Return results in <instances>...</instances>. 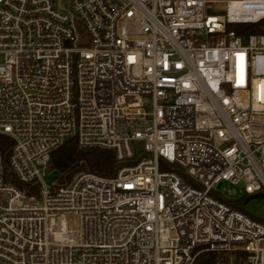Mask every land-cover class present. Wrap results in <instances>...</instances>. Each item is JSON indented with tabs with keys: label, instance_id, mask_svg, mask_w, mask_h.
<instances>
[{
	"label": "built area",
	"instance_id": "2783aa9c",
	"mask_svg": "<svg viewBox=\"0 0 264 264\" xmlns=\"http://www.w3.org/2000/svg\"><path fill=\"white\" fill-rule=\"evenodd\" d=\"M263 20L264 0H0V264H264V223L210 196L264 200V33L229 29ZM71 139L120 167L46 183Z\"/></svg>",
	"mask_w": 264,
	"mask_h": 264
},
{
	"label": "trees",
	"instance_id": "16d2710c",
	"mask_svg": "<svg viewBox=\"0 0 264 264\" xmlns=\"http://www.w3.org/2000/svg\"><path fill=\"white\" fill-rule=\"evenodd\" d=\"M237 34L247 36L249 34L264 33V20L259 24H241L230 26ZM12 140L0 135V154L7 160L8 150ZM137 155L134 156V160ZM120 167L115 154L103 149H78L74 139L68 140L60 148L53 151L50 155L48 168L56 171L60 180H68L77 172L93 173L102 177H112ZM226 205L242 211L241 201L232 202L227 198L220 199ZM243 212V211H242ZM254 219L264 223V219L252 216ZM214 255L204 253L197 259L196 264H213Z\"/></svg>",
	"mask_w": 264,
	"mask_h": 264
},
{
	"label": "rangeland",
	"instance_id": "374dc122",
	"mask_svg": "<svg viewBox=\"0 0 264 264\" xmlns=\"http://www.w3.org/2000/svg\"><path fill=\"white\" fill-rule=\"evenodd\" d=\"M177 174L189 184L194 185L193 182H191V180L184 178L181 173H177ZM58 176L59 175L56 171H51L46 175L44 180L46 183L49 184L52 180H54ZM210 196L218 200L227 198L232 202H237L238 200H240L241 201L240 207L244 213L250 216H255L260 218H263L264 216V200L253 199L249 201L247 204H244V201L247 198V196L244 194L241 186H233L230 185L229 183L221 182L212 189V191L210 192ZM75 226L78 227L77 219H75Z\"/></svg>",
	"mask_w": 264,
	"mask_h": 264
},
{
	"label": "water",
	"instance_id": "95a60500",
	"mask_svg": "<svg viewBox=\"0 0 264 264\" xmlns=\"http://www.w3.org/2000/svg\"><path fill=\"white\" fill-rule=\"evenodd\" d=\"M263 196L258 194V195H254V196H248L245 201L244 204H247L249 201L253 200V199H262Z\"/></svg>",
	"mask_w": 264,
	"mask_h": 264
}]
</instances>
